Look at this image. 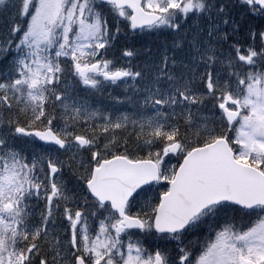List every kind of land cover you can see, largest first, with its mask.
Wrapping results in <instances>:
<instances>
[{
    "label": "snow or ice",
    "instance_id": "snow-or-ice-1",
    "mask_svg": "<svg viewBox=\"0 0 264 264\" xmlns=\"http://www.w3.org/2000/svg\"><path fill=\"white\" fill-rule=\"evenodd\" d=\"M0 264H264V0H0Z\"/></svg>",
    "mask_w": 264,
    "mask_h": 264
},
{
    "label": "rangeland",
    "instance_id": "rangeland-1",
    "mask_svg": "<svg viewBox=\"0 0 264 264\" xmlns=\"http://www.w3.org/2000/svg\"><path fill=\"white\" fill-rule=\"evenodd\" d=\"M129 44L135 43L137 46H140L142 44L150 43V41L147 38H130L128 40ZM138 62V61H137ZM120 89H112L109 88L103 92V94H96L92 96H88L87 98L90 100V102L97 108H100L101 110L108 109L112 110L113 108V101L109 97V93H111L112 96H117L121 94ZM80 95L81 97H84L86 95L85 91L83 89H80ZM39 151V149H36ZM71 185V183L69 182Z\"/></svg>",
    "mask_w": 264,
    "mask_h": 264
},
{
    "label": "trees",
    "instance_id": "trees-1",
    "mask_svg": "<svg viewBox=\"0 0 264 264\" xmlns=\"http://www.w3.org/2000/svg\"><path fill=\"white\" fill-rule=\"evenodd\" d=\"M21 150L24 151V152H29L30 148L28 146H21Z\"/></svg>",
    "mask_w": 264,
    "mask_h": 264
}]
</instances>
